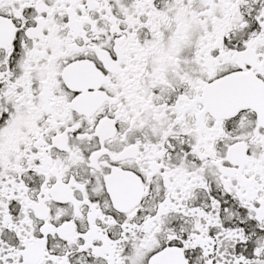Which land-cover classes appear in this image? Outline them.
Instances as JSON below:
<instances>
[{
  "label": "snow or ice",
  "instance_id": "1",
  "mask_svg": "<svg viewBox=\"0 0 264 264\" xmlns=\"http://www.w3.org/2000/svg\"><path fill=\"white\" fill-rule=\"evenodd\" d=\"M0 264H264V0H0Z\"/></svg>",
  "mask_w": 264,
  "mask_h": 264
}]
</instances>
